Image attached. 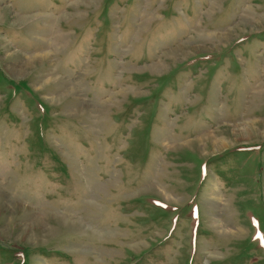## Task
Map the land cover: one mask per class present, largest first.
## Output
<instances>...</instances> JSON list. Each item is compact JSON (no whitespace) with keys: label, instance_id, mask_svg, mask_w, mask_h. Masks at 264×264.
<instances>
[{"label":"rangeland","instance_id":"1","mask_svg":"<svg viewBox=\"0 0 264 264\" xmlns=\"http://www.w3.org/2000/svg\"><path fill=\"white\" fill-rule=\"evenodd\" d=\"M0 264H264V0H0Z\"/></svg>","mask_w":264,"mask_h":264},{"label":"bare ground","instance_id":"2","mask_svg":"<svg viewBox=\"0 0 264 264\" xmlns=\"http://www.w3.org/2000/svg\"><path fill=\"white\" fill-rule=\"evenodd\" d=\"M246 129H247V128H246ZM246 132H248V131H246ZM244 133H245V131H244ZM248 133H249V132H248ZM215 141H216V144L221 143V142H220L218 139H216V138H215ZM215 141H214V142H215Z\"/></svg>","mask_w":264,"mask_h":264}]
</instances>
